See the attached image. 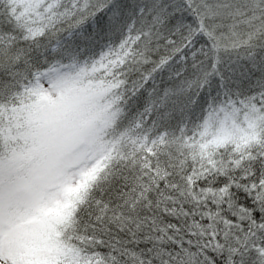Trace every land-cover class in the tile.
<instances>
[{
    "label": "snow or ice",
    "instance_id": "1",
    "mask_svg": "<svg viewBox=\"0 0 264 264\" xmlns=\"http://www.w3.org/2000/svg\"><path fill=\"white\" fill-rule=\"evenodd\" d=\"M0 264H264V0H0Z\"/></svg>",
    "mask_w": 264,
    "mask_h": 264
}]
</instances>
